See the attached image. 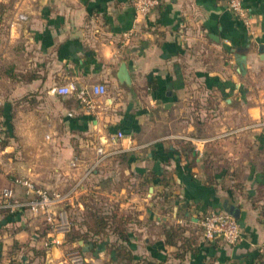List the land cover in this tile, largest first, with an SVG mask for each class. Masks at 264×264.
<instances>
[{"label": "crops", "instance_id": "obj_1", "mask_svg": "<svg viewBox=\"0 0 264 264\" xmlns=\"http://www.w3.org/2000/svg\"><path fill=\"white\" fill-rule=\"evenodd\" d=\"M157 1L142 17L133 0H0L8 63L22 73L2 75L0 195L26 198L16 178L75 188L67 209L78 229L90 200L128 217L130 242L0 212V264H70L71 253L82 264H264V0H243L251 27L228 0ZM66 85L108 91L85 104L56 92ZM103 144L112 154L97 164ZM226 208L243 231L235 246L204 236L203 217ZM49 234L62 244L46 248Z\"/></svg>", "mask_w": 264, "mask_h": 264}, {"label": "built area", "instance_id": "obj_2", "mask_svg": "<svg viewBox=\"0 0 264 264\" xmlns=\"http://www.w3.org/2000/svg\"><path fill=\"white\" fill-rule=\"evenodd\" d=\"M137 15L148 16L159 4L157 0H133ZM229 11L247 27H251L253 18L249 11L244 7L243 0H228ZM107 86L100 85L93 88L76 90L73 85H66L56 89V92L62 96L75 94L82 103L90 104L89 98L92 94L106 95ZM123 133L119 132L115 140L124 139ZM104 145L98 148L97 164L102 163L112 153L104 150ZM92 171V170H90ZM14 185L17 188L25 190L26 198L20 200L15 190L10 187L2 191L0 195V212L7 214H17L19 212L33 216L35 218H44L50 227L51 232L66 233L68 231V217L64 206L74 195L75 188L66 192L49 191L42 188L36 182L29 178H16ZM59 207L62 209L59 211ZM204 236L208 240H220L227 246H235L243 236L242 228L238 220L225 211H211L207 213L202 220ZM62 244V239L58 235L49 234L45 241V247L50 249ZM83 258L78 253L68 255L70 264H82Z\"/></svg>", "mask_w": 264, "mask_h": 264}, {"label": "rangeland", "instance_id": "obj_3", "mask_svg": "<svg viewBox=\"0 0 264 264\" xmlns=\"http://www.w3.org/2000/svg\"><path fill=\"white\" fill-rule=\"evenodd\" d=\"M2 5H0V12L1 13H4V11H7L10 9L9 7V3L7 4H3L1 3ZM13 5L11 6V9H12ZM9 36H6V34H3V36L1 35L0 36V94H7L8 91H9V84L7 81H5L7 78H2L3 76L2 75H10L9 73L11 72V74L13 73V75L15 76V78L18 79L19 76L22 75V73L19 71V68H18V71L15 72V68L13 69L11 64L8 63V61L10 59H12L13 61H15L14 57H13V54L15 53L14 51L11 52L9 51ZM17 54H16V61L20 62V63H23V56L21 55L22 53V50L19 49V47L17 48L16 50ZM12 61V62H13ZM12 68V69H11ZM14 78V77H13ZM12 78V79H13ZM5 135L0 131V140H2V142L5 141ZM2 142H0V145L2 144ZM86 202L85 205L87 207L86 211L84 212L83 215H80L78 217L81 218V225L82 227H80L79 229L73 224V221H72V214L71 212L68 211L67 208H72V205H71V200L68 201L64 206H62L64 208V210L66 211V215L68 217V222H69V226H68V231L66 232L68 235H76L77 233L80 234V235H84V234H89L90 232V227L93 226L92 223L90 222H95V219H99L106 215V213L110 212V210H104L102 207L100 206H97L96 204H94L92 201L90 200H85ZM93 203V204H92ZM94 229L96 231L99 230V227L95 228ZM115 230V228H107L106 231L107 233H112L113 231ZM107 233H102L104 236L107 235Z\"/></svg>", "mask_w": 264, "mask_h": 264}, {"label": "trees", "instance_id": "obj_4", "mask_svg": "<svg viewBox=\"0 0 264 264\" xmlns=\"http://www.w3.org/2000/svg\"><path fill=\"white\" fill-rule=\"evenodd\" d=\"M128 217L127 216H121L118 209L116 207H113V209L110 210V212L106 213V215L102 216L99 219H95L94 226L90 228L89 234L94 235H102V233H107L106 229L108 228H115V230L112 232L113 234H116L119 239L124 240L129 245L130 242L127 239L128 230ZM95 228L99 227V230L96 231ZM108 234V233H107ZM167 238L168 242L172 243L173 240L180 235L178 230H175L174 228H170L167 232ZM115 247L112 249L115 252V255L118 258L125 259L127 261H132L133 257L130 251H127L123 247L119 246H113Z\"/></svg>", "mask_w": 264, "mask_h": 264}, {"label": "water", "instance_id": "obj_5", "mask_svg": "<svg viewBox=\"0 0 264 264\" xmlns=\"http://www.w3.org/2000/svg\"><path fill=\"white\" fill-rule=\"evenodd\" d=\"M43 1L45 2L46 0H43ZM260 52L261 53L264 52V46H261ZM118 77H119L120 82H122L124 84H130L131 83L130 74H129V71H128L126 64H122V67L120 68V75ZM226 212L231 214L235 218L238 217L237 213L232 209L229 210L226 208Z\"/></svg>", "mask_w": 264, "mask_h": 264}]
</instances>
